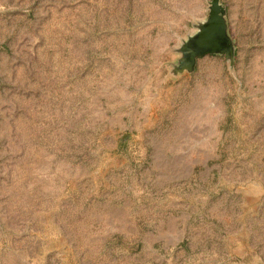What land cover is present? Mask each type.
<instances>
[{
    "label": "rangeland",
    "instance_id": "rangeland-1",
    "mask_svg": "<svg viewBox=\"0 0 264 264\" xmlns=\"http://www.w3.org/2000/svg\"><path fill=\"white\" fill-rule=\"evenodd\" d=\"M211 0H0V264H264V0L173 74Z\"/></svg>",
    "mask_w": 264,
    "mask_h": 264
},
{
    "label": "water",
    "instance_id": "water-1",
    "mask_svg": "<svg viewBox=\"0 0 264 264\" xmlns=\"http://www.w3.org/2000/svg\"><path fill=\"white\" fill-rule=\"evenodd\" d=\"M208 10L206 19L195 25L196 32L176 49L180 56L172 68L173 74L191 72L196 59L204 55L225 54L232 62L234 46L227 31L225 8L220 0H211Z\"/></svg>",
    "mask_w": 264,
    "mask_h": 264
}]
</instances>
